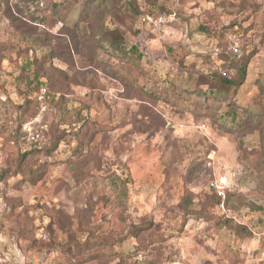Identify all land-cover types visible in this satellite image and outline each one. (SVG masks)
<instances>
[{"label":"rangeland","instance_id":"1","mask_svg":"<svg viewBox=\"0 0 264 264\" xmlns=\"http://www.w3.org/2000/svg\"><path fill=\"white\" fill-rule=\"evenodd\" d=\"M263 142L264 0H0V264H264Z\"/></svg>","mask_w":264,"mask_h":264},{"label":"trees","instance_id":"2","mask_svg":"<svg viewBox=\"0 0 264 264\" xmlns=\"http://www.w3.org/2000/svg\"><path fill=\"white\" fill-rule=\"evenodd\" d=\"M128 5H133L132 2H129ZM140 16H142V12H137ZM153 15L152 13H150ZM154 16V15H153ZM201 31H205L204 28L201 29ZM226 64H224V69L229 71L230 69H233L235 74L234 77H230L228 74L227 76H222V74L219 73H212V76H215V78L211 81H209L208 87H209V94L210 95H224L228 93V91L232 89H236L241 84H243L245 77H246V68L248 63V57H244L239 60H235L236 55L233 56H224ZM227 65V66H225ZM228 73V72H227ZM37 77V76H35ZM37 79V78H36ZM237 113H233L232 115H236ZM264 147V142L262 143ZM31 176H35V172L29 173ZM36 177V176H35Z\"/></svg>","mask_w":264,"mask_h":264},{"label":"built area","instance_id":"3","mask_svg":"<svg viewBox=\"0 0 264 264\" xmlns=\"http://www.w3.org/2000/svg\"><path fill=\"white\" fill-rule=\"evenodd\" d=\"M142 22H144L145 24L149 25L150 27H152L153 30L155 31H162L161 29V21L160 20H155L150 14L146 13L142 16ZM143 46L141 44L140 49H143ZM230 50L234 53V55L238 54V41L237 39L232 40V47H230ZM220 73L222 74V76H227L228 73H226L225 71H220ZM45 96V90L42 92V94L40 95V99H43ZM32 140H35V137H31ZM216 192L218 196H221V191L220 188L217 185H212L211 186Z\"/></svg>","mask_w":264,"mask_h":264}]
</instances>
